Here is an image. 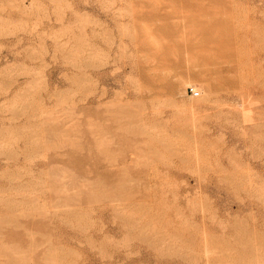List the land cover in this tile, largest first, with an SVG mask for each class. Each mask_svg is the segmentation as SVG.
<instances>
[{
  "label": "rangeland",
  "instance_id": "rangeland-1",
  "mask_svg": "<svg viewBox=\"0 0 264 264\" xmlns=\"http://www.w3.org/2000/svg\"><path fill=\"white\" fill-rule=\"evenodd\" d=\"M13 259L264 264V0H0Z\"/></svg>",
  "mask_w": 264,
  "mask_h": 264
},
{
  "label": "bare ground",
  "instance_id": "bare-ground-1",
  "mask_svg": "<svg viewBox=\"0 0 264 264\" xmlns=\"http://www.w3.org/2000/svg\"><path fill=\"white\" fill-rule=\"evenodd\" d=\"M199 93H200V91H199ZM192 95H193V94H192ZM198 95H199V94H198ZM194 96H197V95H194ZM41 143H42V141H41ZM99 144H100V143H99ZM102 144H103V143H102ZM42 145H43V144H42ZM58 145H59V144H58ZM29 146H30V145H29ZM39 146H40V145H39ZM54 146H55V145H54ZM32 147H33V145H32ZM40 148H42V147H40ZM40 148H39V149H40ZM46 148H47V147H46ZM37 149H38V147H37ZM42 150H43V149H42ZM35 151H36V150H35ZM3 154L5 155V153H3ZM7 156H8V155H7ZM27 166H29V165H27ZM23 167H24V166H23ZM6 170H7V169H6ZM30 170H31V168H30ZM30 170H28V171H30ZM40 171H41V170H40ZM7 172H8V171H7ZM19 173H21V172H19ZM8 174H9V173H8ZM22 174H23V173H22ZM28 174H29V173H28ZM28 174H27V175H28ZM55 174H56V173H55ZM5 175H6V174H5ZM23 175H24V174H23ZM15 176L18 177L17 175H15ZM19 177H20V176H19ZM31 177H32V176H31ZM130 177H131V176H130ZM29 180H30V179H29ZM29 180H28V181H29ZM42 181H43V180H42ZM98 181H99V180H98ZM95 183H96V181H95ZM99 183H100V182H99ZM64 184H65V183H64ZM96 184H97V183H96ZM55 185H56V184H55ZM46 188H47V187H46ZM54 189H55V188H54ZM56 189H58V187H57ZM74 189H75V188H74ZM40 190H41V189H40ZM36 191H37V190H36ZM55 192H56V191H55ZM92 192H93V191H92ZM37 195H38V194H37ZM26 196H27V195H26ZM57 197H59V196H57ZM59 198H60V197H59ZM33 199H34V198H33ZM33 199H32V198L29 199L28 202H29L30 200L33 201ZM36 199H37V198H36ZM34 200H35V199H34ZM26 201H27V200H26ZM28 202H26V204H27ZM33 202H34V201H33ZM63 202H65V201H63ZM31 204H32V203H31ZM8 206H10V205H7V207H8ZM33 206H34V205H33ZM10 207H11V206H10ZM10 207H9V208H10ZM69 207H70V206H69ZM14 208H15V207H14ZM62 208H63V207H62ZM72 209H73V207H72ZM11 210H12V208H11ZM13 210H14V209H13ZM68 210H69V209H68ZM47 211H48V210H47ZM64 211H65V210H64ZM72 211H74V210H72ZM78 211H79V210H78ZM37 212H38V211H37ZM69 212H70V211H69ZM75 212H77V211H75ZM34 213H35V212H34ZM65 213H67V212H65ZM70 213H71V212H70ZM78 213H79V212H78ZM31 214H32V213H31ZM74 214H75V213H74ZM25 215H26V214H25ZM38 215H39V214H38ZM71 215H72V213H71ZM76 215H77V213H76ZM11 216H12V214H11ZM11 216L9 215V217H11ZM23 216H24V215H23ZM72 216H74V215H72ZM80 216L82 217V215H80ZM9 217H8V218H9ZM15 217H16V216H15ZM1 218H2V217H1ZM3 218H4V217H3ZM77 218H78V217H77ZM4 219H5L4 222L2 221L3 223H6V220H8V221L11 220V219H7L6 217H5ZM12 219H14L13 216H12ZM15 219H17V218H15ZM1 220H2V219H1ZM8 221H7V222H8ZM14 222H15V221H13L12 223H14ZM16 224H17V223H16ZM18 225H21V224L19 223ZM37 232H38V231H37ZM137 232H138V231H137ZM35 233H36V232H35ZM32 234H33V233H32ZM42 236H44V235H42ZM37 243H38V242H37ZM34 245H35V244H34ZM18 247H19V246H18ZM30 247H31V246H30ZM14 250H16V248H14ZM48 250H49V249H48ZM48 250H47V251H48ZM11 251H12V250H11ZM51 251H52V249H51ZM23 252H24V251H23ZM18 253H19V252H18ZM45 253H46V252H45ZM15 254H16V253H15ZM49 254H50V253L48 252V256H49ZM10 255H11V254H10ZM44 256H45V255H44ZM51 256H52V254H51ZM19 257H20V256H19ZM8 258H9V257H8ZM8 258H7V259H8ZM16 258H17V257H16ZM47 258H48V257H46V259H47ZM10 259L12 260V258H10ZM11 260H10V261H11ZM16 260H17V259H16ZM50 260H51V259H50ZM8 261H9V260H8ZM10 261H9V262H10ZM44 261H45V260H44ZM47 261H48V259H47ZM53 261H54V260H53ZM16 262H17V261H16ZM11 263H14V259H13V262H11ZM22 263H23V262H22ZM4 264H5V263H4ZM9 264H10V263H9ZM14 264H15V263H14Z\"/></svg>",
  "mask_w": 264,
  "mask_h": 264
},
{
  "label": "built area",
  "instance_id": "built-area-1",
  "mask_svg": "<svg viewBox=\"0 0 264 264\" xmlns=\"http://www.w3.org/2000/svg\"><path fill=\"white\" fill-rule=\"evenodd\" d=\"M187 91H190L191 94H193V95H198L199 94V91L194 86H189L187 88Z\"/></svg>",
  "mask_w": 264,
  "mask_h": 264
}]
</instances>
